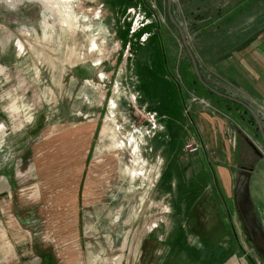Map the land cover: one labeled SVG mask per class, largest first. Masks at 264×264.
<instances>
[{
	"label": "rangeland",
	"instance_id": "374dc122",
	"mask_svg": "<svg viewBox=\"0 0 264 264\" xmlns=\"http://www.w3.org/2000/svg\"><path fill=\"white\" fill-rule=\"evenodd\" d=\"M167 1L0 0V264L153 259L156 246L148 240L177 232L163 228L169 201L157 198L156 187L165 161L154 142L167 139L158 132L161 114H168L181 151L190 126L182 93L191 101L193 93L203 96L211 110L228 115L235 157L253 164L251 145L263 154L250 194L264 219V100L224 73L218 77L201 50L204 76L241 100L188 85L196 72L186 47L195 51L206 39L191 11H219L222 2L172 0L185 45ZM219 185L229 234L226 247H211L218 249L213 263L227 257L234 241L238 255L260 261L232 194ZM188 241L191 254L202 250L196 238Z\"/></svg>",
	"mask_w": 264,
	"mask_h": 264
},
{
	"label": "crops",
	"instance_id": "0c3cea01",
	"mask_svg": "<svg viewBox=\"0 0 264 264\" xmlns=\"http://www.w3.org/2000/svg\"><path fill=\"white\" fill-rule=\"evenodd\" d=\"M220 1L222 6L219 11H191L193 17H200L194 23L202 26L199 28L206 36V39H199L195 44L193 51L196 63L198 68L201 67L197 50L206 52L204 58L215 72L224 73V79L227 78L240 90L243 87L260 102L264 100V12H261L264 11V4L261 5L260 0ZM187 55L192 63L190 53ZM151 68L154 70L155 66L152 65ZM199 72L202 80L213 89L240 99L222 90L216 82L210 81L201 69ZM217 75L220 77L219 73ZM146 79L152 83L153 75ZM200 89L206 90L203 87ZM185 94L182 93V96L190 126L185 131L184 142L194 139L201 144V148L198 152L191 153L183 151L184 144L181 151L175 147L171 138L172 124L171 121L167 122L170 117L168 114H161L163 129L158 133H162L167 139L160 138V142H154L156 151L162 154L165 161L162 179L156 187V197L169 201L168 220L163 228L170 233L175 230L177 232L171 238L167 233L163 238L148 240L152 243L144 241V248H148V243H155L156 253L153 259L143 258L140 264H214L216 256L212 253L211 246L226 247L223 242H227L228 215L225 211L223 188L219 184L221 182L228 196L233 194L235 181L232 169L235 167L237 136L223 117L226 115H219L199 101H191L190 95L185 97ZM215 174L216 177L213 178ZM180 230L196 238L202 250L193 254H177L179 250L176 246H181ZM186 242L187 245L190 244L188 236ZM236 251L215 264H252L247 260V253L238 255L239 252ZM257 262L259 264V260Z\"/></svg>",
	"mask_w": 264,
	"mask_h": 264
},
{
	"label": "flooded vegetation",
	"instance_id": "af4514ba",
	"mask_svg": "<svg viewBox=\"0 0 264 264\" xmlns=\"http://www.w3.org/2000/svg\"><path fill=\"white\" fill-rule=\"evenodd\" d=\"M263 140L264 136L262 134ZM252 151H254V155L256 156V161L251 164L244 161V159L239 157V155L235 158V169H234V181L235 187L233 190L232 198L233 205L237 212V216L240 222V226L242 227L243 234L247 241L251 243L254 249L255 255H257L261 260L259 264H264V231H263V214L256 209L255 201L252 199L251 208L250 199L251 198L246 194L244 189V184L247 177L250 175V184L252 182V175L256 170V163L262 157L260 153L252 147ZM239 182V183H238ZM225 211L227 215L230 217L229 210L227 205H225ZM228 217V219H229ZM252 264H258L257 261L253 259L250 260Z\"/></svg>",
	"mask_w": 264,
	"mask_h": 264
},
{
	"label": "trees",
	"instance_id": "16d2710c",
	"mask_svg": "<svg viewBox=\"0 0 264 264\" xmlns=\"http://www.w3.org/2000/svg\"><path fill=\"white\" fill-rule=\"evenodd\" d=\"M173 18H174V16H173ZM169 19L171 20V18H170V16H169ZM171 22H172V24L173 25H176V23L174 22V20H171ZM192 51V53H193V55H194V58H195V60H196V62H197V58H196V56H195V53H194V51H193V49L191 50ZM193 66H194V64H192ZM187 71H188V69H186ZM200 70V69H199ZM188 74H189V76L191 75L190 73H189V71L187 72ZM191 77V78H190ZM189 77V79H190V82H188V85L191 87H195V88H197V87H201L202 88V86H204V87H206L207 89H208V91L210 92V93H212L213 92V90H211L212 89V86H210L205 80L203 81V80H201L200 78H198V76H197V73H194L193 75H191ZM203 87V88H204ZM205 88V89H206ZM214 91H215V89H214ZM228 234H229V230H228ZM179 242H180V244H181V246H176V248L179 250V252L177 253V254H179V253H181V252H184V253H188V254H191L190 253V249L191 248H189L188 247V245H187V242H186V239H187V233H185V231L184 230H180L179 231ZM229 244H231V246H229V248H227V256H230L231 255V253L233 252V251H235V250H237V244H238V242L236 243V241H234V244L232 245V243H229ZM212 247V246H211ZM208 248V247H207ZM231 248H234V249H231ZM211 250H213V249H211ZM218 249H216V251H217ZM193 250L191 249V252H192ZM195 251H197V250H195ZM216 251H212V253L213 254H215L216 253Z\"/></svg>",
	"mask_w": 264,
	"mask_h": 264
},
{
	"label": "water",
	"instance_id": "95a60500",
	"mask_svg": "<svg viewBox=\"0 0 264 264\" xmlns=\"http://www.w3.org/2000/svg\"><path fill=\"white\" fill-rule=\"evenodd\" d=\"M171 2H172V0H168L167 1V6H168L169 16H170L171 20H174L173 14H172V5H171ZM174 22L176 23V26L178 27L179 32H180V34L182 35V37L184 39V42H186L185 35L183 34L182 28L180 27V25L178 24V22L176 20H174ZM187 49H188V51H189V53L191 55L192 63L194 64V67H195V72L197 73V76L199 78H201L200 77L199 68H198V64L196 63V60L194 58V55H193L191 49H189V47H187ZM201 80H202V78H201ZM212 90H214V89L212 88ZM253 148L256 149L255 146H253ZM256 151H258L260 153V155L263 156V154L258 149ZM244 189L246 191V194L251 198V195H250V175L247 177V179L245 181ZM250 205H251V208H252L253 207V205H252V198L250 199Z\"/></svg>",
	"mask_w": 264,
	"mask_h": 264
},
{
	"label": "built area",
	"instance_id": "2783aa9c",
	"mask_svg": "<svg viewBox=\"0 0 264 264\" xmlns=\"http://www.w3.org/2000/svg\"><path fill=\"white\" fill-rule=\"evenodd\" d=\"M139 16V15H138ZM139 18V17H137ZM136 21V20H135ZM138 26V22L136 21L135 23V27L137 28ZM136 28L134 29V31H136ZM185 39H186V42L184 43L185 45L187 44V38H186V35H185ZM192 100L193 101H199L201 102L202 104H204L205 106L207 107H211L213 108V106L209 105V103L205 100V98L203 96H200V95H195L194 93L192 94ZM213 110H217V109H213ZM153 119L154 121H156L155 117L153 116ZM153 121V122H154ZM152 122V123H153ZM201 148V144L199 142H197L196 140L194 139H189L188 141L185 142L184 144V147H183V151H187V152H191V153H196L198 152V150Z\"/></svg>",
	"mask_w": 264,
	"mask_h": 264
}]
</instances>
